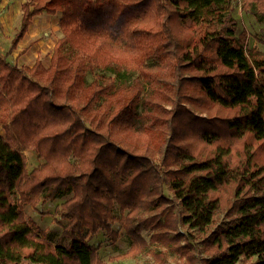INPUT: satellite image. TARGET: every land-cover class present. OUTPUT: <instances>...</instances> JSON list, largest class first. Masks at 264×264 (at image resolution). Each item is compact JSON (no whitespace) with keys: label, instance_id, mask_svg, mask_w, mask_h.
Here are the masks:
<instances>
[{"label":"trees","instance_id":"1","mask_svg":"<svg viewBox=\"0 0 264 264\" xmlns=\"http://www.w3.org/2000/svg\"><path fill=\"white\" fill-rule=\"evenodd\" d=\"M231 5H20L11 49L41 14H59L60 36L47 66L0 60V264H105L87 240L99 231L117 240V220L126 256L159 243L183 264H237L246 254L264 264V53L246 51ZM252 5L264 16V0L241 8ZM26 149L44 159L30 173ZM66 195L62 246L33 232L22 205ZM180 226H215L203 239L211 256L182 244Z\"/></svg>","mask_w":264,"mask_h":264},{"label":"rangeland","instance_id":"2","mask_svg":"<svg viewBox=\"0 0 264 264\" xmlns=\"http://www.w3.org/2000/svg\"><path fill=\"white\" fill-rule=\"evenodd\" d=\"M25 0H0V60H6L10 64L21 67L24 65L31 66L36 57H41L43 64L48 65L53 45L60 36L58 29L59 14L49 15L41 14L32 19L31 25L27 33L19 41L15 49H11L12 39L18 30L20 17V5ZM245 0H232L230 8L231 14L237 21V31L245 30L246 51L252 48L264 53V16L256 15L257 9L252 5L249 12H244L241 8ZM259 17V18H258ZM92 78V75H91ZM0 134H4L0 126ZM26 158V172L30 173L35 168H39L44 159L30 149L24 150ZM166 195L171 196L170 190L164 186ZM69 195L56 198L51 201L42 203L38 200L34 205L23 204L22 209L27 222L32 226L35 234L43 232L44 236L54 244L69 246L70 239L67 235H63V226L68 222L60 215V205L67 199ZM178 209V207H177ZM226 211L218 212L214 220L216 224L226 222ZM114 213L120 217L118 208H114ZM212 226L205 233H201L196 229L180 226L179 234H188L187 242L196 246L194 254L200 257L211 256L206 253L205 243L203 239L214 229ZM112 230L118 234L117 240H112L108 235L99 231L96 235L88 238V243L97 249V253L105 264H183L174 250L163 246L159 243H148L146 249L136 256H126L129 249V238L126 236L124 229L119 220L112 224ZM142 236L148 241L150 232L143 230ZM255 256L246 254L245 258L237 262V264H254Z\"/></svg>","mask_w":264,"mask_h":264},{"label":"crops","instance_id":"3","mask_svg":"<svg viewBox=\"0 0 264 264\" xmlns=\"http://www.w3.org/2000/svg\"><path fill=\"white\" fill-rule=\"evenodd\" d=\"M27 31H28V30H27ZM26 33H27V32H26ZM26 33H25V34H26ZM24 36H25V35H24ZM24 36H23V37H24ZM22 39H23V38H22Z\"/></svg>","mask_w":264,"mask_h":264}]
</instances>
